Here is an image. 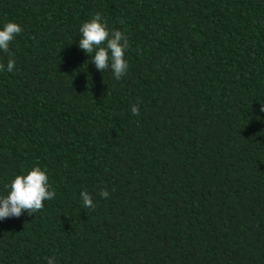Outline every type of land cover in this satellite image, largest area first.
Listing matches in <instances>:
<instances>
[{
	"label": "trees",
	"instance_id": "16d2710c",
	"mask_svg": "<svg viewBox=\"0 0 264 264\" xmlns=\"http://www.w3.org/2000/svg\"><path fill=\"white\" fill-rule=\"evenodd\" d=\"M96 13L129 38L119 81L78 47ZM10 21L0 195L40 166L56 196L0 221V264H264V0H0Z\"/></svg>",
	"mask_w": 264,
	"mask_h": 264
},
{
	"label": "clouds",
	"instance_id": "9594fccd",
	"mask_svg": "<svg viewBox=\"0 0 264 264\" xmlns=\"http://www.w3.org/2000/svg\"><path fill=\"white\" fill-rule=\"evenodd\" d=\"M23 31L21 24L6 22L0 27V52L7 53V64L0 63V72H14L16 67L10 44ZM80 40L78 47L90 56L91 63L98 71H111L117 81L127 75L129 62L127 51L130 48L128 36L120 30H109L106 20L96 13L90 20L84 21L79 29ZM264 111V107H262ZM132 115H139L137 106L131 108ZM6 195H0V221L6 218H19L27 213L36 214L44 208V202L55 198L56 190L49 182L47 169L35 166L31 170L15 175L7 186ZM81 204L85 208H94L92 195L87 191L80 192ZM100 197L107 199V188L100 190ZM47 264H56L55 257H49Z\"/></svg>",
	"mask_w": 264,
	"mask_h": 264
}]
</instances>
